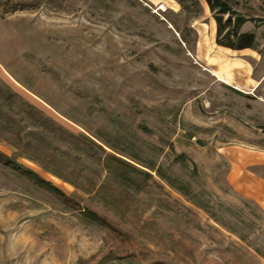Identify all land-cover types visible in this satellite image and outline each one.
<instances>
[{"label": "rangeland", "instance_id": "rangeland-1", "mask_svg": "<svg viewBox=\"0 0 264 264\" xmlns=\"http://www.w3.org/2000/svg\"><path fill=\"white\" fill-rule=\"evenodd\" d=\"M193 1L0 0V264H264V0L232 83Z\"/></svg>", "mask_w": 264, "mask_h": 264}, {"label": "trees", "instance_id": "trees-1", "mask_svg": "<svg viewBox=\"0 0 264 264\" xmlns=\"http://www.w3.org/2000/svg\"><path fill=\"white\" fill-rule=\"evenodd\" d=\"M184 6L185 0H175ZM216 23V45L232 50L253 49L256 50L257 42L254 33H242L241 27L249 20L245 15L236 11L233 6L237 4L235 0H204ZM198 4V1H193ZM188 8V7H187ZM13 164V163H12ZM12 166L20 168L17 164Z\"/></svg>", "mask_w": 264, "mask_h": 264}, {"label": "crops", "instance_id": "crops-1", "mask_svg": "<svg viewBox=\"0 0 264 264\" xmlns=\"http://www.w3.org/2000/svg\"><path fill=\"white\" fill-rule=\"evenodd\" d=\"M204 1V0H203ZM158 5H163L166 9L171 8L174 11L178 10L179 5L175 3L174 0H151ZM205 3V1H204ZM208 8L207 4L205 3ZM177 8V9H176ZM209 10V8H208ZM247 19H250L248 16H245ZM255 18H258L257 16ZM216 25V24H215ZM251 25L250 21H247L242 27L241 32L254 33L256 37V42L258 41L257 34L255 33V28ZM245 27H250L249 31L243 32ZM216 32V31H215ZM216 38V35H215ZM220 50L216 53V56H213V61L209 64L213 67V72L217 76V79L222 82H231L236 80L234 70L230 69L231 66H240L245 75L251 71V63L256 62L258 53L253 49H243V50H232L229 48L218 46ZM239 67V68H240Z\"/></svg>", "mask_w": 264, "mask_h": 264}, {"label": "bare ground", "instance_id": "bare-ground-1", "mask_svg": "<svg viewBox=\"0 0 264 264\" xmlns=\"http://www.w3.org/2000/svg\"><path fill=\"white\" fill-rule=\"evenodd\" d=\"M160 10L162 9L163 10V6L161 8H159Z\"/></svg>", "mask_w": 264, "mask_h": 264}, {"label": "built area", "instance_id": "built-area-1", "mask_svg": "<svg viewBox=\"0 0 264 264\" xmlns=\"http://www.w3.org/2000/svg\"><path fill=\"white\" fill-rule=\"evenodd\" d=\"M163 5H159V8H161Z\"/></svg>", "mask_w": 264, "mask_h": 264}]
</instances>
